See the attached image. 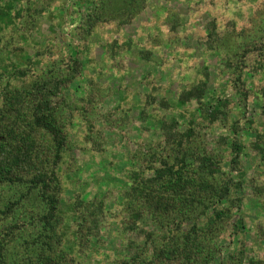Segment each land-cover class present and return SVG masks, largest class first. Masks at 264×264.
Instances as JSON below:
<instances>
[{
  "label": "rangeland",
  "instance_id": "1",
  "mask_svg": "<svg viewBox=\"0 0 264 264\" xmlns=\"http://www.w3.org/2000/svg\"><path fill=\"white\" fill-rule=\"evenodd\" d=\"M74 57L81 71L62 90L58 108L66 144L53 220L54 246L68 262L168 264L154 259L151 249L162 240L168 244L166 224L179 242L198 222L200 236L206 231L203 239L217 247L209 264H264V150L256 148L264 139V0H0V91L67 75ZM238 66L243 84L235 83ZM202 82V102L211 96L229 100L214 121L200 113L197 100L181 102L185 90ZM173 119L176 138L192 151L186 163L209 154L219 166L212 177L231 185L228 199L215 201L219 217L200 208L179 224L128 194L133 172L142 181L163 159L178 163L182 153L173 151L175 143L161 129ZM235 120L243 127L238 167L231 165L227 144L228 123ZM21 191L15 185L0 189L6 264H32L30 249L37 245L31 242L42 228L28 221L42 211L40 197L34 192L25 199ZM9 200L17 201L11 211L3 206ZM85 219L94 221L88 240L80 228ZM136 245L152 258L135 260Z\"/></svg>",
  "mask_w": 264,
  "mask_h": 264
},
{
  "label": "trees",
  "instance_id": "2",
  "mask_svg": "<svg viewBox=\"0 0 264 264\" xmlns=\"http://www.w3.org/2000/svg\"><path fill=\"white\" fill-rule=\"evenodd\" d=\"M238 61L240 62V59L236 61L235 66ZM72 63L71 72L67 75L49 76L32 83L28 88H2L0 91L2 101L0 108V189L15 185L23 188L24 191L20 192L23 198H29L35 192L43 204L42 211L28 220L30 223L38 221V224L42 226L41 231L36 233L38 237L31 242L32 246L37 245V248L30 249L34 254L32 264H70L64 252L54 246L53 239L56 232L53 220H55L59 202V163L66 144L65 126L60 120L58 108L64 103L62 90L67 89L73 78L81 71V61L77 57L73 58ZM239 68L238 66L239 72L233 71L236 74L235 83L239 81L243 84ZM16 73L24 75L23 71ZM1 76L3 74H0ZM206 93V84L202 82L200 86L185 90L181 102L184 104L191 99L197 100L200 113H204L205 116L209 115L208 118L214 121L218 118V114H221L227 107L229 100L224 96H211L202 102ZM260 93L261 111L264 114V88ZM248 121L252 123V120ZM176 126L175 119L161 123L166 141L169 144L175 143L176 146L171 147L173 151L180 149L182 153L178 158V163L169 164L163 159V166L153 170V176L142 181L141 176L133 172L131 178L135 182L131 186L132 191L128 194L136 204L143 205L149 212L170 216L177 219L179 224L181 219L190 218L191 214H198L200 208H210L215 216L219 217L223 212L216 208L215 201L228 199L231 185L220 183L212 177L219 171V166L217 160L209 154L196 155L194 165L186 163L185 156L192 151L182 146L181 137L176 138L179 135ZM228 128L232 133L227 141L232 153L230 162L232 166L238 167L244 147L238 135L243 127L235 120L228 123ZM186 131V135L191 133L190 128ZM262 141V144L257 142L256 148L263 151L264 139ZM15 203L17 201L9 200L3 206L11 211ZM0 211L3 212V209ZM139 213L135 210V217H140ZM84 222L80 228L83 232V239L88 240L94 233V227L91 225L94 221L85 219ZM197 223H193L187 233L181 234L179 242L172 225L166 224L167 233L162 237L168 240V244L166 245V241L162 240L160 246L155 245L156 248H151L154 250L152 257L157 261L171 264L211 263L217 247L212 245L210 248V239L207 240L208 237L203 239L206 231L200 236ZM234 226H241L240 217ZM154 233V230L147 233L150 241L155 238ZM3 246L4 244H0V264H6ZM135 248L139 249L135 252V260L145 261L152 258L145 252V246L136 245Z\"/></svg>",
  "mask_w": 264,
  "mask_h": 264
}]
</instances>
